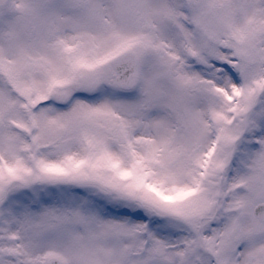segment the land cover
<instances>
[{
    "label": "snow or ice",
    "instance_id": "obj_1",
    "mask_svg": "<svg viewBox=\"0 0 264 264\" xmlns=\"http://www.w3.org/2000/svg\"><path fill=\"white\" fill-rule=\"evenodd\" d=\"M0 264H264V0H0Z\"/></svg>",
    "mask_w": 264,
    "mask_h": 264
}]
</instances>
